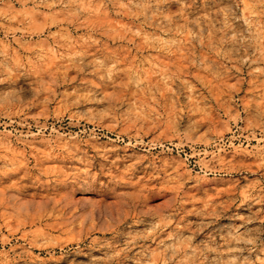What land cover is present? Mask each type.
Returning a JSON list of instances; mask_svg holds the SVG:
<instances>
[{
	"label": "rangeland",
	"instance_id": "obj_1",
	"mask_svg": "<svg viewBox=\"0 0 264 264\" xmlns=\"http://www.w3.org/2000/svg\"><path fill=\"white\" fill-rule=\"evenodd\" d=\"M0 264H264V0H0Z\"/></svg>",
	"mask_w": 264,
	"mask_h": 264
}]
</instances>
